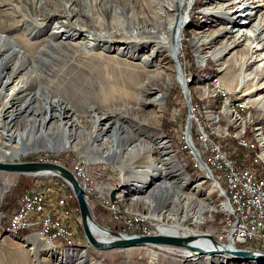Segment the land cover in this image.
Segmentation results:
<instances>
[{
	"label": "bare ground",
	"instance_id": "1",
	"mask_svg": "<svg viewBox=\"0 0 264 264\" xmlns=\"http://www.w3.org/2000/svg\"><path fill=\"white\" fill-rule=\"evenodd\" d=\"M125 1L0 0V162H17L5 159L30 151L75 150L87 163L110 162L118 168L125 187L114 194V199L125 213L180 228L197 221L190 210L194 208L191 206L194 197L198 201L196 194L200 193L202 203L196 207L195 217L200 218L203 211L214 208L222 214V222L226 224L221 236H231L237 226L236 215L226 192L206 170L203 169V180L211 181L219 203L214 202L208 190L202 191L203 180L195 185L194 197L186 194L182 199L189 177L162 130L167 96L175 78L180 76V67L174 62L177 30L181 24L180 0H143L139 7H134L130 0ZM248 2L205 0L204 24L199 34L210 46V53L199 54V60L213 56L219 64V78L223 80L228 63L235 55L226 57L229 51L243 46L248 56L241 69H249L257 62L251 59L252 53L264 49V0ZM52 19L59 25H51ZM244 26L253 34L244 32ZM261 40L263 42L259 43ZM255 42L258 46H252ZM149 46L152 50L144 51ZM260 56L262 60L264 53ZM169 58L173 62L174 76L166 66ZM263 66L264 62L257 64L239 80L241 87H252L247 91L251 104L261 109H264V93L258 92L264 88V74H257ZM238 106L249 108L248 105ZM247 112L234 109L233 129L228 136L240 148L248 146L252 158L264 166V121L257 122L256 115ZM204 138L209 139L206 135ZM188 139L190 143V137ZM190 146L195 147L192 143ZM247 156L245 150L242 157ZM80 170L88 175L83 167ZM74 175L91 211L92 234L102 241L133 235L109 230L97 221L88 200L91 193L77 171ZM261 178L264 187V177ZM179 182L182 186L176 189L174 186ZM134 189L138 193L130 195ZM138 200L147 209L127 208ZM153 200L156 205H150ZM162 206H171L176 213L163 214ZM182 211L184 219L179 215ZM42 235L33 234L22 240L37 264L42 261L40 253L44 250L52 257L65 260L77 255V264H86L87 255L52 247ZM183 236L192 237L193 244L204 251L153 243L144 245L182 248L193 257L214 255L226 259L233 256L229 251L232 248L227 246H224L227 251L223 252L206 251L213 245H223L212 235Z\"/></svg>",
	"mask_w": 264,
	"mask_h": 264
},
{
	"label": "rangeland",
	"instance_id": "2",
	"mask_svg": "<svg viewBox=\"0 0 264 264\" xmlns=\"http://www.w3.org/2000/svg\"><path fill=\"white\" fill-rule=\"evenodd\" d=\"M111 1L114 2L116 0ZM127 1L129 0H126L125 2ZM130 1L134 3V7H139V3L141 4L143 0ZM248 1V3L251 2V0ZM193 2L194 0H180L178 2L181 24L177 30L178 44L176 48L177 50L174 54V62H176L180 67V76L178 75L175 78L174 84L169 90L170 94L173 87L175 89L173 90L174 93L172 95L168 94L167 96L164 118L162 119V130L166 136V140L170 143L173 153L179 161L180 166L184 168L189 177L188 183L183 187L184 192L181 195L182 199L186 194L193 196L192 194L197 191V187H195V185L199 183V181L203 180V176H205V171L201 168V164L196 162V159H200L202 162H206L207 164H209L210 160V146L204 147L199 144V131L203 132L204 135L209 137V140L214 143H225L229 139H232L228 136V133L233 129L231 124L233 123L232 117L235 108H237L239 112H245L247 114V111H249L254 116L256 115V120H258L257 122L264 121V109L256 108L253 104H251L250 94H247V91L252 87L246 89L245 87H241L239 85V80L242 75L255 68L257 64H262L264 62V58L259 60L261 58L260 54L264 53V49L262 51L252 53L251 59H255L257 62L252 63L251 68L241 69L242 62L244 60L247 61L246 58L248 55L246 52L244 53L242 49L243 46L233 48L225 55L226 57H230L231 54L235 53L234 58L230 60L226 68V73H229H225L223 76L224 80L219 78L221 73L219 64L213 56L209 55L205 61L199 60V54L208 55L210 53V46L205 43L204 37H201L199 34V31L202 29L204 24L203 8L205 0H201V8L196 11L198 12L199 18L197 26L190 28L189 10ZM258 13L257 15H259ZM51 21V25H59L58 21L54 19ZM254 23H256L255 20ZM237 28L238 27H236V29ZM242 30L247 34H253L249 27L244 26L242 27ZM48 31L49 29L46 32ZM73 34L76 36H82L76 33ZM262 42L263 40L259 43ZM252 46L258 45H256L255 42ZM149 50H152L151 46L144 48V51L146 52ZM190 51L192 54L191 59L190 57H187V54ZM208 60L213 61L214 67L217 70L214 75L208 74L205 70H203ZM172 64L173 62H171V58H169L166 61V66L170 68L168 72L174 76V71L171 70V68H173ZM259 70L260 71L257 75L264 74V66ZM223 83H225V86ZM258 93H264V88ZM219 96L224 97V99L220 103V107L217 110L216 100ZM238 102H241V104ZM198 104L200 107L199 109L201 110V117L197 115L196 109H198ZM238 105H248L249 108L243 109ZM218 111H220L222 115H218ZM229 125L231 126V129L228 128L230 127ZM186 128L188 129L187 133ZM89 130H91V127ZM188 136L190 137V143L195 146L194 148L191 146L189 147L190 143ZM191 151L194 156L191 154ZM246 153L249 154V157L252 154L247 150ZM5 160L17 162H55L66 166L74 173L76 172L75 166H78L79 168L83 167L85 171H88L87 174L91 177L90 180L92 181V189L87 191L91 193L88 200L90 201L95 218L102 226L109 230L133 235L161 233H175V235L178 236L189 234L212 235L216 241L221 244L225 243L223 245L233 248L232 242H222L217 238L221 237V229L226 226V224L222 222L223 216L221 213L219 214V212L213 208L212 210L208 209L203 211L200 218L195 217L194 213L202 203L199 201V199H201L200 196H202L200 193L196 194L199 196L198 201L193 196L194 200L192 199L193 202H191L193 205L191 204V206H194V208L190 210V215H194L192 218L197 221L186 226L182 225L180 228L172 227L169 223L161 220L157 221L152 218H141L135 215L127 214L121 205L116 201V198L113 200L111 199L110 194L112 190L116 196L125 187L123 175H121L118 168L113 163H87L82 154L75 150L65 151L62 153L30 151L27 154H19L17 157L6 158ZM253 162L259 164L255 161V158H253ZM259 165L262 166L263 169L260 171V174L264 176V166L261 163ZM188 167L192 170V176L187 170ZM59 179L60 178L56 176H30L29 174L25 175L22 173L0 171V264H17L19 261H22L23 263L25 262V264L38 263L30 254L29 248L23 246L22 240L33 234L42 235V233L39 232V227L35 226L31 229L17 230L13 227H8V223L14 211L10 214L7 211V200L15 197V199H17L16 202L18 206V199L25 191L44 192L46 198L49 199L47 202H53L60 195H64L67 198V205L71 214L69 220L67 221V225L73 234V240L64 242L63 240H55L49 242L44 235L42 236L45 237L52 247H62L78 254L82 252L87 255L88 260L86 264H264L262 262L257 263L255 261L242 260L233 256L226 259L224 257L214 255L193 257L192 254H189L182 248H165L154 245L146 246L144 244L139 246L112 247L106 249L94 248L87 243L84 234H82L79 211L74 207L71 193L63 185V180L61 179V181ZM204 182L205 181L203 180L202 183ZM204 184V187L202 185V191L206 192V190H208L210 197L218 204L220 199L217 197V192L211 188V181H206ZM181 186L182 184L179 182L175 184L174 187L177 189ZM133 193L138 192L134 189L130 195ZM183 202L184 201H182V209H184L185 206ZM152 204L156 205V201L153 200L150 205ZM170 207L171 206H162L160 210L164 211L163 214H167V212L176 213L174 210L170 209ZM127 208L133 209L134 211L140 209L144 210V208L147 209V206H144V203L138 200L132 201V204L127 205ZM179 215L181 219L186 218V216H183V211L180 212ZM21 231H24L25 233L22 234ZM236 243L237 242H233L234 245H236ZM244 247L250 246L245 244ZM212 254L221 255V253ZM76 256L77 255L71 259L67 258L65 260L64 258L61 259L58 256L52 257L50 252L44 250L40 253V261L42 260L40 264H77L76 261L78 259ZM15 260L16 262H14Z\"/></svg>",
	"mask_w": 264,
	"mask_h": 264
},
{
	"label": "built area",
	"instance_id": "3",
	"mask_svg": "<svg viewBox=\"0 0 264 264\" xmlns=\"http://www.w3.org/2000/svg\"><path fill=\"white\" fill-rule=\"evenodd\" d=\"M198 133L199 144L210 146V166L207 164V174L226 192L227 201L237 219V226L231 236L217 238L222 242L243 243L264 250L262 178L251 169L248 157H237L226 149L227 142L214 143L204 138L202 132ZM247 149L248 146L243 150ZM191 154L194 156L192 151ZM196 162L200 164L197 159ZM75 170L84 179L87 190L92 189L89 175L81 172L78 166H75ZM48 200L44 192H23L8 227L31 229L38 226L39 232L43 233L49 242L73 240V234L67 225L71 216L67 198L60 195L53 202H47Z\"/></svg>",
	"mask_w": 264,
	"mask_h": 264
},
{
	"label": "water",
	"instance_id": "4",
	"mask_svg": "<svg viewBox=\"0 0 264 264\" xmlns=\"http://www.w3.org/2000/svg\"><path fill=\"white\" fill-rule=\"evenodd\" d=\"M188 129L186 128V133ZM190 147V145H189ZM207 173L209 170L204 162L198 159ZM204 164V165H203ZM0 171L11 172V173H22L25 175H41V176H56L62 179L68 187L71 189L77 205L80 216V223L84 233V237L89 245L97 249H103L106 247H127L142 244H162V245H172L188 248L193 252L203 250L199 246L193 244V238L190 236H173L165 234H137L130 236H123L118 239H113L110 241H102L96 238L90 229V222L93 220L89 205L84 197L83 189L79 184L78 179L75 177L74 173L67 167L61 164L52 162H40V161H20V162H0ZM111 199H114V191H111ZM213 244H217L211 239ZM225 244V243H222ZM226 245L218 246L213 245L206 251L209 252H223L227 251L225 249ZM233 248L230 249V253L242 260H259L264 263V250L255 247H236L233 244ZM204 251V250H203Z\"/></svg>",
	"mask_w": 264,
	"mask_h": 264
},
{
	"label": "trees",
	"instance_id": "5",
	"mask_svg": "<svg viewBox=\"0 0 264 264\" xmlns=\"http://www.w3.org/2000/svg\"><path fill=\"white\" fill-rule=\"evenodd\" d=\"M201 4H202L201 0H194L193 4L191 5V8H190V10H189V25H190V28H194V27H196L197 24H198L199 18H198V12H196V11H197L199 8H201ZM188 28H189V27H188ZM190 28H189V29H190ZM191 55H192V54H191V51H190V52H188L187 57H190V59H191V58H192ZM194 65H195V64H194ZM203 70H205L206 73L211 74V75H214V74L217 72L216 68L214 67V63H213L212 60H208V61L206 62V64H205ZM173 90H175L174 87H173V89L171 90V93H170L169 95H172V94L174 93ZM230 97H231V96H230ZM223 99H224V97H222V96H219V97L217 98V100H216V103H217V110H218V108L220 107V103L222 102ZM197 106H198V109H196V110H197V115H198L199 117H201V110L199 109V108H200V107H199V104H198ZM218 115H222L220 111H218ZM228 128L231 129V127H228ZM248 135H250V131L248 132ZM198 149H199V148H198ZM226 149H227L229 152L235 154V156H237V157H238V156H244V155H245V150H243V148H240V147L236 144V142L234 141V139H229V140L227 141ZM199 151H200V149H199ZM202 151H203V150H202ZM200 153H201V151H200ZM247 157L250 158V165H251V168L254 169V170L256 171L257 175L259 174V176L262 177V174H260V171L263 170V169H262V166H260L259 164H256L255 162H253V158H252V157H253V153L251 154L250 157H249V156H247ZM253 165H254V166H253ZM187 170H188V172L190 173V175L192 176L193 173H192V170L190 169V167H188ZM263 177H264V176H263ZM59 180H61V179H59ZM61 181H62V180H61ZM62 183H63V185L65 186V188L71 193V197H72V200H73V205H74V207H75L76 209H78V205H77L76 199H75L73 193L71 192L70 188L66 185V183H65L64 181H62ZM16 200H17V199H15V197H14V198H9V199L7 200V203H8V205H7V211L9 212V214H10L11 212H13V211L16 210V208H17V202H16ZM21 232H22V234L25 233L24 231H21ZM82 234H84V233H83V230H82ZM236 246H237V247H244L245 244H243V243H236Z\"/></svg>",
	"mask_w": 264,
	"mask_h": 264
}]
</instances>
